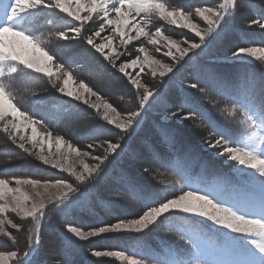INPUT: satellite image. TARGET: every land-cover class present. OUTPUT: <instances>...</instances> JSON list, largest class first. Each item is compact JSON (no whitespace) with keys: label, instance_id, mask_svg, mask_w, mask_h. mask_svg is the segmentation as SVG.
<instances>
[{"label":"rangeland","instance_id":"rangeland-1","mask_svg":"<svg viewBox=\"0 0 264 264\" xmlns=\"http://www.w3.org/2000/svg\"><path fill=\"white\" fill-rule=\"evenodd\" d=\"M167 2L185 6L191 10L196 6H215L219 0H167ZM262 9H264V0H238L235 14L229 19L227 25L222 26L223 31L220 37L203 50L197 49L190 52L183 61L174 67L173 73H169L163 78H160L159 75L153 78L148 74L147 69L144 72H140L138 68L126 69L130 76L146 83L157 93L145 106L139 126L135 127L130 134L122 133L114 126L108 125L106 121L100 119L96 110L57 92L51 86L48 78L42 74L29 73L25 75L23 72L17 73L19 77H23L32 83L27 84L26 87L18 86L12 92L17 101L26 105L24 109L34 119L45 122L44 128L37 126L38 131L48 130L54 136H63L82 151L92 152L94 155L104 154V148L107 147L105 141L107 140L121 143V148L117 150V153L109 156L108 161L103 165L104 172H102L101 177L86 185L90 189L88 197L82 198L78 204L68 209L70 210L68 212L61 208L49 206L42 222L40 243L33 246L34 250L30 256L24 257L23 253L28 250V229L32 228L33 225L30 220L16 217L14 213H9V215L21 224V230L17 231L9 227V231L17 238L16 243L0 237L6 241V245L0 250H17L20 253V259L25 264H42L41 261L47 264H55L47 262L46 259L50 255L44 250V241L47 235H51L60 236L61 239L66 238L62 241L67 242L68 247L74 252L75 248L80 250L79 244H81L85 254L90 258L89 264H126V262L118 261L114 257H95L92 255L95 250H123L138 257L142 256L146 261L151 262L152 260L186 258V253L191 250V245L187 240L181 239L183 234L198 235L208 248L219 251L217 235L218 233H225L227 230L219 228L211 221L191 215L181 214L182 220L174 222L173 219H169L151 226L142 233H105L88 240H81L68 232L66 226L61 225L63 222L60 217L73 213V210L84 209L88 206L90 210L88 216L85 217L80 212L76 213L77 222L86 226L81 228L85 231L106 225L108 220L116 222L118 219H133L134 216L127 217L128 214H131L128 209L136 203V200L141 201L142 196L139 190L132 191L131 184L138 185L143 189H159V198L161 199L171 197L173 193L179 192L185 185H190L193 189L206 193L210 198L219 201L224 207H232L237 211H246L247 204L254 197L258 199V191L253 192L248 189L236 172L235 169L238 166L235 162L217 155L221 149L209 147V141L214 142L217 139L214 126L219 122H222L229 129L231 128L233 133L241 131V126L238 123L239 113L232 117L222 110L231 108L234 100L238 99L244 102L246 98H251L250 94H254L255 98L259 100L260 96L264 94V64L251 58L243 60V58L235 59L232 57V52L240 46H260L264 42V30L255 26L251 28L248 26L249 21L258 18ZM192 20L198 23L201 28L207 27L195 14H193ZM77 23L72 21L66 13H61L55 9H45L33 18L31 31L46 41L45 47L55 52L58 59L73 71L77 81L84 80L94 91L123 113L136 110L139 105V93L131 84L129 75L119 71V65L134 58L138 54L135 47L141 44H144L156 58L165 63H172L170 57L163 55L167 49L161 47L160 51L156 52V46L146 44L144 38L141 37L139 40L132 41L127 46V50L123 47L119 48L121 52L130 50L132 54L122 55L116 61L117 67H113L83 39V37L97 30L101 23L95 16L92 21L84 25L83 36L80 38L62 41L52 35L57 31L67 30L72 24ZM156 25H159L165 34L171 35L178 41L199 42V38L195 37L190 30L169 25L167 22L159 21L153 17L151 27ZM69 35L73 34L70 32ZM108 35H111V30L106 27L105 32L101 33L100 37H94V39L97 43H102L105 42L103 38ZM223 42L227 43L223 44ZM114 43L118 45L119 38ZM181 46L187 47L183 43ZM107 51L108 49H105V52ZM192 62L198 63L193 65H198L197 73H194L193 68L189 66V63ZM216 65H230L231 67L213 72L212 67ZM204 66L205 68L200 70ZM216 72L222 76L221 82H213L211 76ZM115 75H120L125 80L126 85L130 87L128 91L123 89H117L115 92L110 91L109 87L115 84ZM107 78L111 82L105 80ZM5 82L11 86H17V78L14 76L5 78ZM192 83H197L199 87H190ZM71 87L76 88L77 86L73 84ZM183 87L186 89L188 100L194 101L202 107L205 118L181 120L173 115V113L180 116L185 114L184 108L182 111L181 106L186 105V100L176 92L179 90L181 93ZM200 88H204L205 91L201 92ZM43 97L50 98L55 104L61 103L62 98H64L71 101L72 105L48 110L46 107L33 102V100L35 102L36 100L38 102L46 100ZM91 100L95 101V97H91ZM80 114L82 116L77 118ZM86 127L92 128L93 132H89ZM23 134L30 135L31 129H27V132ZM90 134L92 136H89ZM181 141L188 144H181ZM88 144L103 145V147L89 149ZM181 145L192 147L186 151L189 156H184ZM27 146L31 147V145ZM47 151L48 145H45V154ZM52 151L55 152L54 143L52 144ZM161 155L172 156V158L170 161L168 158H164L160 162L156 157ZM85 160L90 164L96 163L90 158H85ZM166 161L168 162L166 163ZM78 163L77 160V166ZM145 168L149 171L145 172ZM12 177L34 178L41 181L66 179L75 183L74 177L70 176L69 173L43 164L38 159V155H29L24 152L13 144L5 133L0 131V178L11 179ZM81 187L83 188L85 185ZM22 191L35 196V190L31 186H23ZM123 192H128L131 199L128 197V193L124 199ZM108 193L111 194L109 197H103V194L107 195ZM113 207H120L122 211L121 213L118 210V216L115 219V214L111 212ZM82 219L84 222L81 221ZM104 220H106L105 223ZM229 235L233 234L229 233ZM73 243H77L75 248ZM220 258L223 257L220 255L208 257V259ZM9 264H15V262H9Z\"/></svg>","mask_w":264,"mask_h":264},{"label":"snow or ice","instance_id":"snow-or-ice-1","mask_svg":"<svg viewBox=\"0 0 264 264\" xmlns=\"http://www.w3.org/2000/svg\"><path fill=\"white\" fill-rule=\"evenodd\" d=\"M237 7L238 0H219L215 6H196L191 10L185 6L170 4L167 0H0V131L24 152L38 155V159L43 164L67 172L75 180V183H71L66 179L41 181L21 177L0 178V237L16 243L17 238L9 231V227L17 231L21 230V224L17 223L9 213L30 220L33 227L28 229V250L23 253L24 257L30 256L34 250L33 246L40 243L42 222L49 206L68 210L78 204L82 198L88 197L90 189L86 185L101 177L104 172L103 165L108 161L109 156L117 153L121 148V143L107 140L104 154L94 155L92 152L82 151L63 136H54L48 130L38 131L37 126L44 128L45 122L34 119L27 110L22 109L5 78H11L21 72L25 75L42 74L48 78L57 92L96 110L100 119L106 121L108 125L114 126L122 133L130 134L139 126L145 106L157 93L146 83L130 76L126 69L138 68L140 72L147 69L148 74L153 78L157 75L163 78L173 73L174 67L190 52L203 50L220 37L222 26L228 24ZM45 9L59 10L61 13H66L72 21L78 22L67 30L52 34L62 41L82 37L84 25L92 21L94 16L99 19L101 23L97 30L83 39L113 67H117L116 61L122 55L132 54L130 50L121 52L119 48L123 47L127 50V46L132 41L141 37L146 44L156 46V52H159L161 47L167 49L163 55L170 57L172 63H165L156 58L144 44L135 47L138 54L122 62L119 71L129 75L131 84L139 93V105L136 110L123 113L94 91L84 80L77 81L73 71L58 59L55 52L45 47L46 41L30 30L33 18ZM193 14L207 27L201 28L198 23L193 22ZM153 17L169 25L190 30L199 38V42L189 40L181 42L165 34L159 25L151 27ZM248 26L264 30V9L261 10L258 18L249 21ZM106 27L111 30V35L103 38L105 42L97 43L94 37H100ZM70 32L73 35H69ZM117 38H119L118 45L114 43ZM182 43L187 47H182ZM105 49L108 51L105 52ZM232 57L243 60L251 58L264 64V42L260 46H240L232 52ZM73 84L77 87H71ZM190 87L198 88L199 85L192 83ZM199 90L205 91L204 88ZM91 97H95V101H92ZM250 97L244 102L234 100L231 108L222 110L232 117L239 113L238 123L241 131L233 133L231 130H222L214 126L217 139L214 142L209 141V147L221 149L217 155L235 162L238 166L235 170L245 186L253 192L258 190V199L254 197L247 204L246 211L224 207L219 201L193 189L190 185H185L171 197L161 199L159 189H143L131 184L132 191L139 190L142 196V208L137 218L118 219L114 223L97 226L87 231L79 226L66 224L67 231L81 240H88L105 233H142L151 226L169 219H173L174 222L182 220L181 214H186L211 221L219 228L227 230L217 235L219 251L208 248L198 235L182 234L181 239L187 240L191 245L186 258L149 262L142 256L138 257L123 250H95L92 255L114 257L126 264H264V94L259 100L254 94H250ZM185 103L188 111L183 116L173 113L178 119L205 118L204 110L198 103L189 100ZM183 108L182 105V111ZM29 128L31 134H23ZM53 143L55 152L52 151ZM45 145H48L47 154H45ZM87 147L94 149L103 145L88 144ZM85 158H90L96 163L90 164ZM144 171L148 172L149 169L145 168ZM82 185L85 187L82 188ZM23 186H31L35 190V196L22 191ZM5 245L6 241L0 239V248ZM213 255H220L223 258L208 259ZM9 262L25 264L17 250H0V264H9Z\"/></svg>","mask_w":264,"mask_h":264},{"label":"trees","instance_id":"trees-1","mask_svg":"<svg viewBox=\"0 0 264 264\" xmlns=\"http://www.w3.org/2000/svg\"><path fill=\"white\" fill-rule=\"evenodd\" d=\"M232 42V41H230ZM227 42H223V44H226ZM211 58H214V57H211ZM230 68V67H229ZM229 68H226V69H229ZM217 73V72H216ZM107 80L108 82L111 80L110 79H105ZM115 83V84H114ZM114 85H112L111 87H109L110 91H116L117 89H123L124 91H128L130 89V87L128 85H126V82L124 79L121 78L120 75H115V80H114ZM110 86V85H109ZM216 127L222 129V130H231L232 129L228 128L227 126H225L222 122H219ZM181 144H188L186 143L185 141H181ZM192 149L191 146L189 145H181V150L183 153H185L186 151ZM113 186V185H111ZM128 192H123L122 193V196L123 198L125 199L126 198V195H127ZM111 194L108 193L107 195H104L103 194V197H109ZM128 197L131 199V196L129 195L128 193ZM112 205L114 203H111ZM141 208H142V203L139 201V200H136V203L131 205L130 208L128 209V211L131 212V214L127 217H130V216H134L135 218H137L138 214H140L141 212ZM120 210V207H113L112 209V213L115 214V217L114 219L118 216V212ZM122 213V211H121ZM81 215H85L88 216L87 214H90L88 211H85V212H81L80 213ZM113 219V217H112ZM77 215H67V217L65 218V220L63 221V223L61 224L62 226L66 224H72L74 226H79L80 228H85L86 226L84 225H81L77 222ZM81 221L84 222V220L82 219ZM106 222V220H104V223ZM110 223H114V220L111 221V220H108V224ZM101 224H103V222H101ZM100 224V225H101ZM52 234H54V232H52ZM64 239H61L60 236H51V235H47L45 241H44V245H45V251L50 255V257L47 260V262H51V263H55V264H89V257L85 254V250L82 248L81 244H79V249L80 250H77L75 248V252L72 251L69 247H68V244L67 242H64L62 241ZM74 245H77V243H73ZM83 251V252H82ZM42 264H47V263H44L43 261H41ZM104 264V263H103Z\"/></svg>","mask_w":264,"mask_h":264}]
</instances>
